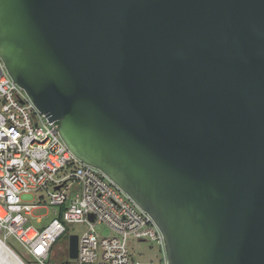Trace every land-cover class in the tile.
I'll list each match as a JSON object with an SVG mask.
<instances>
[{"label": "water", "instance_id": "1", "mask_svg": "<svg viewBox=\"0 0 264 264\" xmlns=\"http://www.w3.org/2000/svg\"><path fill=\"white\" fill-rule=\"evenodd\" d=\"M0 57L168 264H264V0H0Z\"/></svg>", "mask_w": 264, "mask_h": 264}, {"label": "built area", "instance_id": "2", "mask_svg": "<svg viewBox=\"0 0 264 264\" xmlns=\"http://www.w3.org/2000/svg\"><path fill=\"white\" fill-rule=\"evenodd\" d=\"M58 128L14 82L0 57V235L14 236L35 263L47 264L68 224L87 225L77 235L78 255L71 264H168L152 217L104 172L74 155ZM49 206L54 215L46 225L29 224L34 209ZM96 224L109 233H98ZM149 241L160 256L141 261L134 243Z\"/></svg>", "mask_w": 264, "mask_h": 264}, {"label": "rangeland", "instance_id": "3", "mask_svg": "<svg viewBox=\"0 0 264 264\" xmlns=\"http://www.w3.org/2000/svg\"><path fill=\"white\" fill-rule=\"evenodd\" d=\"M54 215V208L47 207L41 209H34L32 211V216L29 217V224H32L35 227H43L46 225ZM42 216L41 220L38 218ZM68 232L64 234L56 243L51 253V258L47 264H71L72 260L69 257V234L81 235L86 229L87 225L80 224H68ZM95 230L100 234H108L109 229L103 224H96ZM0 239L8 245L17 256L23 260L26 264H37L30 258V256L23 249L21 244L14 238V236L9 235L6 238H3L0 235ZM134 250L136 253V258L141 261L155 260L160 256L159 247L154 241L149 242H135Z\"/></svg>", "mask_w": 264, "mask_h": 264}, {"label": "bare ground", "instance_id": "4", "mask_svg": "<svg viewBox=\"0 0 264 264\" xmlns=\"http://www.w3.org/2000/svg\"><path fill=\"white\" fill-rule=\"evenodd\" d=\"M0 264H21L19 258L9 252L0 242Z\"/></svg>", "mask_w": 264, "mask_h": 264}, {"label": "trees", "instance_id": "5", "mask_svg": "<svg viewBox=\"0 0 264 264\" xmlns=\"http://www.w3.org/2000/svg\"><path fill=\"white\" fill-rule=\"evenodd\" d=\"M72 263V262H71Z\"/></svg>", "mask_w": 264, "mask_h": 264}]
</instances>
